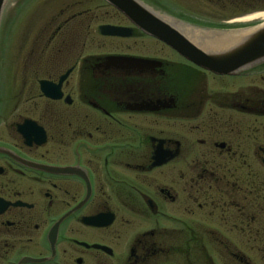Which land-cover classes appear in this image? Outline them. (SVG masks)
<instances>
[{
    "label": "flooded vegetation",
    "instance_id": "obj_1",
    "mask_svg": "<svg viewBox=\"0 0 264 264\" xmlns=\"http://www.w3.org/2000/svg\"><path fill=\"white\" fill-rule=\"evenodd\" d=\"M134 1L204 64L104 0L3 6L0 264H264V59L218 58L264 0Z\"/></svg>",
    "mask_w": 264,
    "mask_h": 264
},
{
    "label": "water",
    "instance_id": "obj_2",
    "mask_svg": "<svg viewBox=\"0 0 264 264\" xmlns=\"http://www.w3.org/2000/svg\"><path fill=\"white\" fill-rule=\"evenodd\" d=\"M104 1L121 12L135 26L139 27L147 34L161 40L168 45L175 47L176 50L184 57L190 60L192 59L199 64H204V62L208 58L203 52L193 48L182 35L171 29L164 22L160 21L146 8L142 7L134 0ZM5 2L6 0H0V15ZM100 30L103 35L124 36L122 32L123 30L120 28L106 26L101 27ZM226 55H230V60H236L237 62L239 58L241 60V63H244L246 61L264 59V25L257 27L250 34L242 36L239 41L237 40L234 49H231L228 54L226 53L219 55L218 58H225ZM215 67L216 66H214L213 68ZM44 84V82L40 83V89L45 93Z\"/></svg>",
    "mask_w": 264,
    "mask_h": 264
},
{
    "label": "rangeland",
    "instance_id": "obj_3",
    "mask_svg": "<svg viewBox=\"0 0 264 264\" xmlns=\"http://www.w3.org/2000/svg\"><path fill=\"white\" fill-rule=\"evenodd\" d=\"M12 1L13 0H6V2H5V5H4V9L6 10V9H8L9 7H10V5H11V3H12ZM53 4V3H52ZM55 4V3H54ZM51 6H53V5H50V7ZM29 9V8H28ZM27 10V9H26ZM38 10L39 11H44L45 10V7H38ZM9 11H11V10H9ZM29 17V21H31V18H30V16H28ZM32 17V16H31ZM46 27V20L45 19H41V20H38L37 22H36V24H34V26L32 27V29L33 30H40V29H44Z\"/></svg>",
    "mask_w": 264,
    "mask_h": 264
},
{
    "label": "bare ground",
    "instance_id": "obj_4",
    "mask_svg": "<svg viewBox=\"0 0 264 264\" xmlns=\"http://www.w3.org/2000/svg\"><path fill=\"white\" fill-rule=\"evenodd\" d=\"M259 16H262L263 17L264 14H259ZM249 32H250V30L249 31H243V32L240 33L239 37L241 38L242 36L248 34Z\"/></svg>",
    "mask_w": 264,
    "mask_h": 264
}]
</instances>
